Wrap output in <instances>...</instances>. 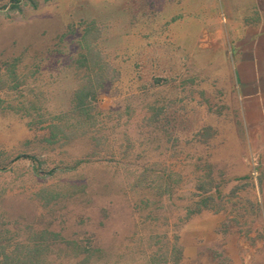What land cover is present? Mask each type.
<instances>
[{
    "label": "rangeland",
    "instance_id": "obj_1",
    "mask_svg": "<svg viewBox=\"0 0 264 264\" xmlns=\"http://www.w3.org/2000/svg\"><path fill=\"white\" fill-rule=\"evenodd\" d=\"M257 19L251 0H0V264H226L264 165L236 72L264 53L233 41Z\"/></svg>",
    "mask_w": 264,
    "mask_h": 264
},
{
    "label": "crops",
    "instance_id": "obj_2",
    "mask_svg": "<svg viewBox=\"0 0 264 264\" xmlns=\"http://www.w3.org/2000/svg\"><path fill=\"white\" fill-rule=\"evenodd\" d=\"M251 1L253 6L258 9L259 19L249 22H256L253 25L262 26L264 25V0ZM249 17L255 19L250 15ZM238 18L246 20L248 14L238 15ZM246 33L247 32H245L244 36ZM259 36L264 35L260 34ZM260 39L261 40L258 42L254 40L251 44L247 42L244 48L239 44L240 48L237 49L236 39L234 38L235 53H242L241 62L254 61L255 53H264V37ZM238 40H240V38H238ZM258 46L259 48H257ZM236 72L241 82V87L243 86V98L257 97L258 105L261 107V113L259 112L258 115L255 114L253 119H250V121L246 119V121L264 122V67H261L259 64L254 70V65L252 63H239ZM254 81H259V85H254ZM262 137L264 138V135ZM253 182L255 194L249 196V204L247 206L245 205L243 210H237L232 213L229 218L233 220L235 217H244L245 220L243 234L240 232V227L237 226L235 228L230 226V229L235 233V239L228 240L229 243L225 247L226 264H264V165L260 172V177L253 179ZM243 197L246 198V194H243ZM247 218H250L248 222L246 220ZM212 260L215 259L212 258ZM232 261L234 263H232Z\"/></svg>",
    "mask_w": 264,
    "mask_h": 264
}]
</instances>
